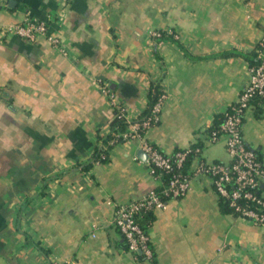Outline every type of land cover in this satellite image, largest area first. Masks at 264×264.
<instances>
[{
  "label": "crops",
  "instance_id": "0c3cea01",
  "mask_svg": "<svg viewBox=\"0 0 264 264\" xmlns=\"http://www.w3.org/2000/svg\"><path fill=\"white\" fill-rule=\"evenodd\" d=\"M26 18L45 20L61 44L9 30ZM263 34L264 0H0V264H264V225L228 210L210 175L153 210L148 258L113 223L118 204L163 186L140 142L115 143L85 168L108 146L99 137L114 102L137 118L154 81L165 96L146 139L229 161L225 137L210 132ZM257 104L244 138L264 164Z\"/></svg>",
  "mask_w": 264,
  "mask_h": 264
},
{
  "label": "built area",
  "instance_id": "2783aa9c",
  "mask_svg": "<svg viewBox=\"0 0 264 264\" xmlns=\"http://www.w3.org/2000/svg\"><path fill=\"white\" fill-rule=\"evenodd\" d=\"M9 30L29 40L43 35L52 43L61 44L60 37L50 32L48 23L42 19L26 18L23 23L10 26ZM154 34L161 35V32L155 31ZM259 45L264 46V34ZM258 50L261 62L250 66L249 80L238 98L223 111V121L219 127L210 132V138L214 141L222 135L225 137L229 161H206L201 156V146H188L173 153H165L146 139L140 128L142 125L149 128L159 120L165 93L159 97L143 122H131V129L123 133L124 141L140 142L141 148L148 154L145 161L150 172L163 181L160 190L154 188L141 198L116 206L113 223L123 234L130 250L141 252L148 258L153 257L149 234L137 221L138 215L142 211L166 208L169 198L187 193L191 178L198 174H208L213 178L220 197L228 203L233 213L264 225V164L257 151L244 138L245 112L256 95L264 94V49ZM103 90L110 91L111 94L108 86H103ZM114 106L121 115L132 121L125 106L118 102H114ZM191 152L195 166H189L187 172H184L181 168ZM171 171L172 176L167 182L164 181L163 175ZM61 264L77 262L69 260Z\"/></svg>",
  "mask_w": 264,
  "mask_h": 264
},
{
  "label": "trees",
  "instance_id": "16d2710c",
  "mask_svg": "<svg viewBox=\"0 0 264 264\" xmlns=\"http://www.w3.org/2000/svg\"><path fill=\"white\" fill-rule=\"evenodd\" d=\"M161 35L162 36L164 35L163 31H161ZM259 48L264 49V46L262 47L261 45L258 44L256 51L254 52L255 53L254 56L252 57L250 56L252 65H257L261 62V57L259 55V50H258ZM162 94H163V90L160 88L159 83L156 81L152 82V86L150 90L151 100H150L149 106L137 118H133L132 121H129L125 115H121L120 111L117 108H115L114 117L111 120L110 131L107 133V135L99 137L100 140L103 139L104 142L108 143V146L105 148L101 146H97L93 162L85 165V168H89L92 165V163H94L95 160L105 161L107 159V151H108L109 146L114 145L115 143L123 142L124 141L123 133L131 129V122H134V121L143 122L144 119L147 118L148 115H150L153 105L156 103V101L159 99V97ZM253 100L258 102L257 107H258V111L260 114L261 112L264 111V94L256 95ZM222 121H223V113L219 116V121L215 128H218ZM147 129L148 128L142 125L140 128V131L141 133L146 134ZM213 129H211V131ZM192 146L194 147L200 146V144H193ZM180 149H183V148H178L177 150H180ZM193 159H194L193 153L191 152L188 155L185 161V164L183 168H181V170L184 172H187L190 164L193 162ZM172 174H173V171L165 173L163 175L164 181L167 182V180L172 176ZM161 188L162 187H157L155 189L160 190ZM262 191H264V189ZM222 200L224 201V205L226 206V208L228 210H231L228 203L223 198ZM152 214H153V210H146V211H142L137 217V221L140 223V225L142 226V228H144L146 232L149 231L150 224L152 223V220H153Z\"/></svg>",
  "mask_w": 264,
  "mask_h": 264
},
{
  "label": "water",
  "instance_id": "95a60500",
  "mask_svg": "<svg viewBox=\"0 0 264 264\" xmlns=\"http://www.w3.org/2000/svg\"><path fill=\"white\" fill-rule=\"evenodd\" d=\"M138 154L140 155V157L142 158V159H144V160H146V158H147V152L145 151V150H143V149H140V151L138 152Z\"/></svg>",
  "mask_w": 264,
  "mask_h": 264
}]
</instances>
